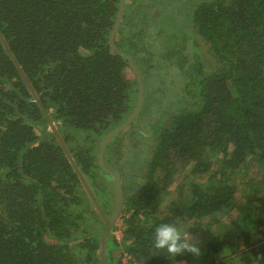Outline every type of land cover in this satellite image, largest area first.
<instances>
[{
	"label": "trees",
	"instance_id": "16d2710c",
	"mask_svg": "<svg viewBox=\"0 0 264 264\" xmlns=\"http://www.w3.org/2000/svg\"><path fill=\"white\" fill-rule=\"evenodd\" d=\"M160 1L0 0L13 56L0 39V264H99L114 178L104 179L98 150L132 112L139 82L147 122L103 147L123 199L107 264L127 254L142 264H264V0H191L198 54L185 41L170 47L178 32L150 14ZM174 53L179 82L166 83L159 72ZM153 71L164 87L153 88ZM162 223L182 234L195 225L201 256L156 249Z\"/></svg>",
	"mask_w": 264,
	"mask_h": 264
},
{
	"label": "rangeland",
	"instance_id": "374dc122",
	"mask_svg": "<svg viewBox=\"0 0 264 264\" xmlns=\"http://www.w3.org/2000/svg\"><path fill=\"white\" fill-rule=\"evenodd\" d=\"M169 1L170 0H162V1L158 2V4L154 3V4H156L155 5V9L152 12H150V14H152V16H155V17L157 16L158 18L159 17L162 18V21L164 23L170 24V26L173 29V31L178 32V34H176V37L172 39V41H174V43H172L171 44L172 46H170V47L174 46V48L177 49L180 45L183 44V41H185L184 42L185 50H189L190 51L192 49L191 51H195V53H197V54L200 53L201 51H204L205 47L203 49H201L200 47H196L193 44V39L192 38L188 39V37H192V36H191L190 33H187V32H189L188 30H190V23H189V18H186L185 15H186V12H187V8H189V5L191 4V0H176V1L172 0L171 2H169ZM158 26H159V29H160L161 26L160 25H158ZM183 33L184 34L187 33V35L184 36V35H182ZM168 45H170V44H168ZM160 46H161V43H160ZM153 48H157V46L156 47L154 46ZM176 53L178 54L179 50ZM176 53H174L173 57L166 58V61L168 62V64H167V66L164 69H161L160 72H159V74H161V75H162V73L167 72L166 74H163V76H165L164 79H165L166 83L170 79H173V83H174L175 82V78L179 82V78H178V74H177V66L173 62L174 60L175 61H179V56ZM166 68H167V70H165ZM152 73L154 75V77L152 78L153 88H156L158 85L161 86V87H164V82L162 81V83H161V81L158 80V75L155 74V71H153ZM146 99H147V103L146 104L148 105L151 102L152 97L150 96V97H147ZM170 99H172V97ZM147 117L148 116H146V109H145L143 113L140 112L136 116V118L134 119V125H135V127L138 128L139 131H140V128H142L140 125L145 124L147 122ZM53 125H54V123H53ZM54 129H55V126H54ZM48 130L49 131L51 130V131L54 132L53 128L49 126V123H48ZM55 131H56V129H55ZM140 138L144 139L146 137H140ZM104 179L106 181H110L111 183H113L112 177H110V178L104 177ZM88 188H89V190L91 189L90 186ZM92 189H93V191H96V188L92 187ZM89 190H87V192H89L91 194V197H92V193ZM99 196H100V194H99ZM110 197H111L110 203L114 207V203H115L114 193H111ZM165 203H166V200L163 199V201L161 203H159L160 204L159 205V209L162 208V206H164ZM97 204H98V202H97ZM113 207H112V209H110V212L105 214V216H109L111 214V212L113 210ZM87 224L88 225L86 227V230L90 229L89 231H92L93 230L92 223H90L88 221ZM114 226L116 228L113 231V233H114V235H116V237L119 238L120 235H121V229L123 227V224H122V221H121L120 218L117 219L114 222ZM259 237H260V235L256 236V238H259ZM263 238H264V236H263ZM195 239L199 243L200 249H201L203 243L198 241L199 240L198 238H195ZM203 242H204V240H203ZM181 263L184 264V262H181Z\"/></svg>",
	"mask_w": 264,
	"mask_h": 264
},
{
	"label": "water",
	"instance_id": "95a60500",
	"mask_svg": "<svg viewBox=\"0 0 264 264\" xmlns=\"http://www.w3.org/2000/svg\"><path fill=\"white\" fill-rule=\"evenodd\" d=\"M119 19H120V11L118 12L116 19L114 21V25H113V29L110 33V38H109V43L112 47L113 46V36L115 34V31L117 29L118 23H119ZM0 39L3 43V45L5 46V48L8 50V47L6 45V43L4 42V40L2 39L1 35H0ZM121 51V50H119ZM9 54L11 55V57L13 58L11 52L8 50ZM126 57L128 59H130V56L126 54ZM16 63V62H15ZM16 66L21 74V76L25 79L24 74L22 73L21 68L19 67V65L16 63ZM26 81V79H25ZM30 87V86H29ZM31 89V87H30ZM31 93L36 97V95L34 94L33 90L31 89ZM143 86L141 84V82H139V93H138V98L137 101L134 105V108L132 110V112L127 116V118L110 134L105 135L101 142H100V146H99V150H98V155H97V161L98 164L101 166V169L105 172L106 175L114 178V196H115V203H114V207L113 210L111 212V214L109 216H104V221L106 223L105 229L102 232V234L100 235V243H101V253H100V259H99V264H107L106 262V258H105V254H104V241L107 237V235L109 234L112 225L114 224V222L118 219L120 211L122 209V193H121V184H120V175L118 173V171L116 170H111L110 168L106 167L104 162H103V147L104 144L106 143L107 140H109V138H111L113 135H115L116 133L122 131L126 126L130 125L134 119L136 118V116L139 114L140 111V107H141V102L143 100ZM49 126L53 128L55 134L57 135V132L54 129V125L53 123L50 121L49 117H47ZM58 137V135H57ZM59 139V138H58ZM62 144V143H61ZM63 146V144H62ZM64 147V146H63ZM66 150V149H65ZM71 163L73 164L70 155L67 153ZM74 165V164H73ZM75 167V165H74ZM76 169V167H75ZM76 171L78 172V170L76 169ZM79 174V172H78ZM79 177L82 179L81 175L79 174ZM84 183V182H83ZM84 187L89 190L88 186L84 183L83 184ZM90 191V190H89ZM100 211V209H99Z\"/></svg>",
	"mask_w": 264,
	"mask_h": 264
},
{
	"label": "clouds",
	"instance_id": "9594fccd",
	"mask_svg": "<svg viewBox=\"0 0 264 264\" xmlns=\"http://www.w3.org/2000/svg\"><path fill=\"white\" fill-rule=\"evenodd\" d=\"M193 226L195 225L191 227ZM189 229L182 234L174 224H160L155 229L154 247L158 250H164L173 258L187 253L191 254L193 259H198L201 256L200 245L190 234Z\"/></svg>",
	"mask_w": 264,
	"mask_h": 264
},
{
	"label": "built area",
	"instance_id": "2783aa9c",
	"mask_svg": "<svg viewBox=\"0 0 264 264\" xmlns=\"http://www.w3.org/2000/svg\"><path fill=\"white\" fill-rule=\"evenodd\" d=\"M122 264H142V263L134 261L133 259H131V256L127 254L124 255L122 259ZM178 264H182V263H178Z\"/></svg>",
	"mask_w": 264,
	"mask_h": 264
}]
</instances>
